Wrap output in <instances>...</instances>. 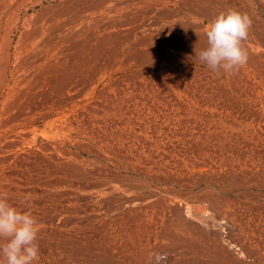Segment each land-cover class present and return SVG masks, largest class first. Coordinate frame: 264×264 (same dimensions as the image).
<instances>
[{
	"label": "rangeland",
	"instance_id": "1",
	"mask_svg": "<svg viewBox=\"0 0 264 264\" xmlns=\"http://www.w3.org/2000/svg\"><path fill=\"white\" fill-rule=\"evenodd\" d=\"M233 10L248 61L217 73ZM0 195L33 264H264V0H0Z\"/></svg>",
	"mask_w": 264,
	"mask_h": 264
},
{
	"label": "clouds",
	"instance_id": "2",
	"mask_svg": "<svg viewBox=\"0 0 264 264\" xmlns=\"http://www.w3.org/2000/svg\"><path fill=\"white\" fill-rule=\"evenodd\" d=\"M252 21L245 13H221L209 24L205 33L207 47L197 54L200 63L214 72L234 73L248 61L243 42ZM38 226L35 217L11 206L0 195V264H33L39 254ZM151 264H167V253L157 252Z\"/></svg>",
	"mask_w": 264,
	"mask_h": 264
},
{
	"label": "bare ground",
	"instance_id": "3",
	"mask_svg": "<svg viewBox=\"0 0 264 264\" xmlns=\"http://www.w3.org/2000/svg\"><path fill=\"white\" fill-rule=\"evenodd\" d=\"M11 143L12 146H14V142H11L10 138H7V140H5L2 144V147L5 149V148H8L9 151H12L13 148L9 147V144Z\"/></svg>",
	"mask_w": 264,
	"mask_h": 264
}]
</instances>
